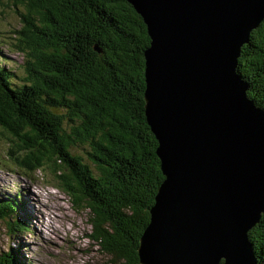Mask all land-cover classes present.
Instances as JSON below:
<instances>
[{
  "label": "trees",
  "instance_id": "trees-1",
  "mask_svg": "<svg viewBox=\"0 0 264 264\" xmlns=\"http://www.w3.org/2000/svg\"><path fill=\"white\" fill-rule=\"evenodd\" d=\"M9 1L24 8L15 31L24 71L0 62L5 156L29 177L47 169L52 186L86 211V235L106 255L96 264H141L139 239L163 180L144 115L141 16L126 0ZM237 72L264 107V19L241 47ZM17 203L0 202V218H15L10 232L26 224ZM248 237L264 264V213ZM0 264H18L17 251L0 252Z\"/></svg>",
  "mask_w": 264,
  "mask_h": 264
},
{
  "label": "water",
  "instance_id": "water-1",
  "mask_svg": "<svg viewBox=\"0 0 264 264\" xmlns=\"http://www.w3.org/2000/svg\"><path fill=\"white\" fill-rule=\"evenodd\" d=\"M149 37L144 115L163 180L141 264H256L264 212V109L237 72L264 0H126Z\"/></svg>",
  "mask_w": 264,
  "mask_h": 264
},
{
  "label": "rangeland",
  "instance_id": "rangeland-1",
  "mask_svg": "<svg viewBox=\"0 0 264 264\" xmlns=\"http://www.w3.org/2000/svg\"><path fill=\"white\" fill-rule=\"evenodd\" d=\"M9 2L0 0V62L22 77L24 53L15 47V31L22 26L18 12L24 8ZM1 133L0 202L17 198L16 216L26 224L24 229L10 232L8 217L15 219L13 214L0 218V252L14 248L18 264H96L105 260L106 255L86 235L90 231L86 211L78 212L69 196L52 186L47 169L28 178L13 166L5 156L7 141ZM5 163L13 167L5 168Z\"/></svg>",
  "mask_w": 264,
  "mask_h": 264
},
{
  "label": "bare ground",
  "instance_id": "bare-ground-1",
  "mask_svg": "<svg viewBox=\"0 0 264 264\" xmlns=\"http://www.w3.org/2000/svg\"><path fill=\"white\" fill-rule=\"evenodd\" d=\"M257 264V263H256Z\"/></svg>",
  "mask_w": 264,
  "mask_h": 264
}]
</instances>
